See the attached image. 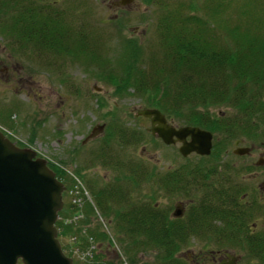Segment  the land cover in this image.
Segmentation results:
<instances>
[{"label":"trees","instance_id":"obj_1","mask_svg":"<svg viewBox=\"0 0 264 264\" xmlns=\"http://www.w3.org/2000/svg\"><path fill=\"white\" fill-rule=\"evenodd\" d=\"M51 1L0 0L1 32L12 45L32 47L37 53L83 57L87 67H100L102 63L110 67L104 69L102 78L114 82L120 90H132L146 108L158 109L179 127H198L215 135L220 141L215 142L212 153L220 154L235 140L264 135V11H240L241 15L250 14L243 27L225 22L215 25L209 19L218 21L221 11L217 8L226 0H207L203 8L207 16L197 14L198 10L184 14L182 0H178V10L168 12L157 23V49L145 55L136 40L126 39L121 41L118 64H114L109 57L90 49L83 33L72 34L67 15L55 5L56 1ZM248 2L253 6V1ZM217 108L228 111L212 113ZM114 133L122 147L138 145L143 139L136 130L122 126ZM102 143L98 159L122 176L99 187L97 182L86 181L92 203L85 205V218L70 224L64 220L77 215L75 202H70L68 214L60 213L56 227L67 256L72 258L71 246L63 242L68 236L75 238V246L82 250L89 247V238L100 245L113 244L109 234L97 229H86L85 235L81 234L94 216L110 219L131 264L137 262L133 254L137 250L155 253L152 264H190L180 255L195 238L237 245L242 223L235 180L229 179L228 188L198 187L205 180L209 183V178L202 179L204 175L215 174L212 169L202 170L198 163H183L180 167L186 169L182 172L163 173L166 195L177 194L179 184L182 193L197 191L189 196L197 202L191 205L187 217L177 220L170 217L167 207L160 209L151 199L133 203L131 185L154 180V170L141 163L120 162L113 146ZM57 177L64 183V177ZM156 183L159 187L158 176Z\"/></svg>","mask_w":264,"mask_h":264},{"label":"rangeland","instance_id":"obj_2","mask_svg":"<svg viewBox=\"0 0 264 264\" xmlns=\"http://www.w3.org/2000/svg\"><path fill=\"white\" fill-rule=\"evenodd\" d=\"M54 1L51 2L67 15V24L70 25L72 34L83 33L87 46L95 49L96 54L109 57L114 64H118V50L123 47V44L120 45L121 41L126 39L136 40V45L145 55L157 49L158 21L168 12L179 8L178 0H135L126 7L119 6L116 0ZM248 1H253L250 4L253 6H249ZM181 3L184 14L198 10L197 14L207 16L203 10L207 0H182ZM223 3L217 8L221 11L218 21L210 18L211 24L225 22L232 27L242 26L244 21H248L250 14L241 15L240 11H264V0H226ZM189 6L196 8L191 9ZM129 52L131 53L130 49ZM85 63L83 57L76 59L58 53H37L32 47L25 49L20 44L12 45L11 40L0 30V131L3 130L16 147L35 151L37 158L47 161L49 167L60 177H64L66 190L63 192V209L59 212V217L60 213L61 216L68 214L70 202H77L78 209L80 198L85 197L83 202L92 201L87 180L97 182L99 187L106 181L114 182L122 176L118 170L104 166L97 157L102 142H108L113 146V152L119 155L120 162L141 163L155 172L154 180L140 182L134 188L131 194L133 203L151 199L160 209L167 207L173 218L172 213L181 196L166 195L160 190L156 180L160 174L185 163L179 153L180 145L167 146L152 136L149 119L136 117L138 110L148 109L144 106L143 99L135 96L132 90H120L114 82L102 78L104 69L110 67L103 63L99 64L100 67L93 64L87 67ZM227 111L226 108H217L212 113L218 115ZM168 122L178 126L172 120L168 119ZM97 125H105V133L83 143ZM121 126L129 131L136 130L143 139L138 145H118L113 131ZM213 136L214 149L215 142L220 140ZM252 141L259 145L264 142V135L260 133ZM235 143L236 140L225 151L220 154L211 153L205 159L197 155H190L188 158L192 160L191 164H201L204 171L212 169L219 172L226 165L229 167L227 175L236 181L243 160L234 154ZM74 216L63 219L70 224L73 223L70 221H78ZM86 227L82 228L81 234L97 229L113 238V244L104 242L102 245L89 238V247H99L98 251L92 250L95 254L93 264H124L126 261L131 264L110 219L94 216L91 225ZM63 242L73 249L72 258L76 264H91L92 260L86 254L84 257L89 263L74 253L77 243L75 238L68 236L63 238ZM223 249L239 253L237 246L230 247L212 240L195 238L183 250L182 257L189 260L200 256L202 264H212L208 259L211 253L221 252ZM133 254L137 255L136 264H152L156 257L151 251L137 250ZM239 264L257 263L241 261Z\"/></svg>","mask_w":264,"mask_h":264},{"label":"water","instance_id":"obj_3","mask_svg":"<svg viewBox=\"0 0 264 264\" xmlns=\"http://www.w3.org/2000/svg\"><path fill=\"white\" fill-rule=\"evenodd\" d=\"M116 1L126 7L135 0ZM136 117L150 119L151 134L165 145L180 144L184 158L212 153L213 134L207 130L176 128L158 109L138 110ZM104 131L105 125L95 126L84 143ZM247 152L238 148L234 153ZM65 190L47 161L37 158L33 150L16 147L0 133V264H73L62 250L56 228ZM228 264H236V258Z\"/></svg>","mask_w":264,"mask_h":264},{"label":"flooded vegetation","instance_id":"obj_4","mask_svg":"<svg viewBox=\"0 0 264 264\" xmlns=\"http://www.w3.org/2000/svg\"><path fill=\"white\" fill-rule=\"evenodd\" d=\"M175 127L179 128L178 126ZM255 137L257 138V134L242 138L235 143V150L238 148L248 149L247 154L239 156L243 161L239 168V174L236 176L237 180L234 183L240 194L238 206L241 213L242 227L236 245L239 253L228 249H223L221 252H212L210 258H208L212 264H228L234 258H236V264H239L241 261L264 264V142H261L259 145L255 142L253 143L252 140H254ZM237 143L239 144L237 145ZM252 158L255 159L252 160ZM184 161L185 163H191L192 160L187 157L184 158ZM181 165L171 168L170 170L182 172L186 168L180 167ZM228 169L229 167L224 165L219 172L215 170V174L213 175H204L202 179L209 178V183L205 180L203 183H198V187H205L207 185L209 187L220 188V186H223L228 188L230 184L229 179L231 178L230 175H227ZM231 169L234 168L231 167ZM165 176L164 174L159 175V187L163 192L164 183L162 180H164ZM137 187L138 185L134 186L133 184L131 185V190ZM180 188L181 186L179 184V191L174 195L181 196V200L172 213L173 218L177 220L185 219L191 205L197 202L195 199L189 198L190 195L196 194L197 191L192 190L191 192L182 193ZM176 211H178L177 213L180 215H175ZM217 222L220 224V221ZM192 254L195 255V253ZM180 256H183V252ZM187 261L191 264H202L200 256H194V258Z\"/></svg>","mask_w":264,"mask_h":264}]
</instances>
